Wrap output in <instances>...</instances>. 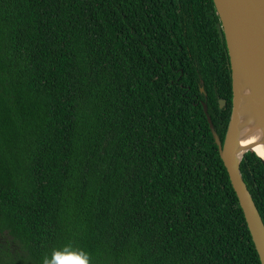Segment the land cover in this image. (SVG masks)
I'll use <instances>...</instances> for the list:
<instances>
[{
  "label": "trees",
  "instance_id": "obj_1",
  "mask_svg": "<svg viewBox=\"0 0 264 264\" xmlns=\"http://www.w3.org/2000/svg\"><path fill=\"white\" fill-rule=\"evenodd\" d=\"M219 23L212 0H0V264H260L202 107L223 142ZM240 172L264 224L253 151Z\"/></svg>",
  "mask_w": 264,
  "mask_h": 264
},
{
  "label": "water",
  "instance_id": "obj_2",
  "mask_svg": "<svg viewBox=\"0 0 264 264\" xmlns=\"http://www.w3.org/2000/svg\"><path fill=\"white\" fill-rule=\"evenodd\" d=\"M220 23L216 25L225 42L231 78V112L223 142L202 103L219 157L243 212L260 264H264V224L240 172L244 154L253 151L264 168V157L241 138L251 126L257 135L255 146L264 144V0H212ZM203 92L202 87L200 88ZM224 100L219 101L221 107Z\"/></svg>",
  "mask_w": 264,
  "mask_h": 264
},
{
  "label": "bare ground",
  "instance_id": "obj_3",
  "mask_svg": "<svg viewBox=\"0 0 264 264\" xmlns=\"http://www.w3.org/2000/svg\"><path fill=\"white\" fill-rule=\"evenodd\" d=\"M257 135L263 138V135L260 134L259 131H256L253 126H251L241 138V143L244 146H251L260 156L264 157V144L260 143L258 146H255V142L258 140L256 138Z\"/></svg>",
  "mask_w": 264,
  "mask_h": 264
},
{
  "label": "clouds",
  "instance_id": "obj_4",
  "mask_svg": "<svg viewBox=\"0 0 264 264\" xmlns=\"http://www.w3.org/2000/svg\"><path fill=\"white\" fill-rule=\"evenodd\" d=\"M80 264H86V262L85 261H80Z\"/></svg>",
  "mask_w": 264,
  "mask_h": 264
}]
</instances>
